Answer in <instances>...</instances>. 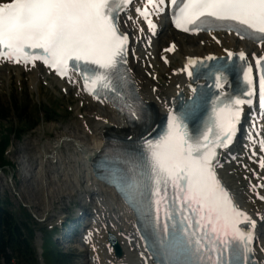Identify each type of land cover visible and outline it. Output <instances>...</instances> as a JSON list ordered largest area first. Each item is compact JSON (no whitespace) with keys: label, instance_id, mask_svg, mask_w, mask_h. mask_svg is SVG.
<instances>
[{"label":"snow or ice","instance_id":"1","mask_svg":"<svg viewBox=\"0 0 264 264\" xmlns=\"http://www.w3.org/2000/svg\"><path fill=\"white\" fill-rule=\"evenodd\" d=\"M165 2L147 0L151 8L135 9L150 31L156 27L151 16L165 13ZM171 4L172 23L184 31H199L207 23L209 30L213 25L227 26L229 31L235 28L237 35L247 33L264 42V0H171ZM129 6L130 0H0V60L25 66L39 60L60 76L68 74L70 65L83 68L84 87L92 95L99 99L100 87L117 92L129 39L120 13ZM244 55L239 53L241 59ZM197 63L189 59L185 67ZM204 67V78L215 77V87L220 89L213 94L212 118L204 130L190 133L185 123L204 100L202 89L190 83L192 92L199 94L185 101L179 112L168 113L167 129L156 139L145 138L143 152L126 153L130 175L112 178L143 217L144 238L160 264H245L254 239L251 232L242 231L241 221L253 226L255 221L235 205L215 171L217 148L231 143L241 105L252 101L225 94L227 64ZM242 71L250 97L251 68ZM188 75L193 72L188 70ZM259 98L264 107V74ZM127 109L145 132L159 119L154 113L144 119L146 109L135 104ZM260 166L264 168V160Z\"/></svg>","mask_w":264,"mask_h":264},{"label":"rangeland","instance_id":"2","mask_svg":"<svg viewBox=\"0 0 264 264\" xmlns=\"http://www.w3.org/2000/svg\"><path fill=\"white\" fill-rule=\"evenodd\" d=\"M194 44L196 45V42ZM22 82L15 74L11 77L0 76V103L7 106L8 110L11 105L14 106V100H17L19 105H27L29 110L22 120L28 115L33 122L38 121L37 116L42 114L36 112L38 107L36 104L40 106L51 104L56 98L60 100L58 107H65L67 102L71 101V98L59 97L48 88L34 87L31 83L24 85ZM37 92L42 95H38ZM3 109L5 112L6 109L4 107ZM15 112L14 108L8 111L9 114L5 112L6 118L0 123V133H3V128L13 126L16 120L19 124L17 126L22 125L21 120H18L19 114ZM61 117L62 115L54 121L44 119L37 127L35 126L36 128L24 129L19 139L13 138L14 153L13 156L10 155V159L15 171L12 168H0V197L3 202H9L7 208L10 211L19 214L21 205H24L27 212L41 219L48 214L56 213L57 209L64 213L67 207L80 200L78 193L81 190L76 185L73 173L76 172L77 177L82 178L83 170L73 163V160L77 159L76 151L72 147L69 150L64 144L58 152L55 151L53 158L38 152L40 142L44 141L46 144V141L50 140L52 143L51 140L61 133L67 134L74 129L72 124L77 119L75 116L67 119ZM48 147L51 148L50 145ZM48 150L51 152L52 148ZM48 158L50 160H47ZM46 161L54 165L48 164L45 167Z\"/></svg>","mask_w":264,"mask_h":264},{"label":"bare ground","instance_id":"3","mask_svg":"<svg viewBox=\"0 0 264 264\" xmlns=\"http://www.w3.org/2000/svg\"><path fill=\"white\" fill-rule=\"evenodd\" d=\"M224 40V43L223 45L224 46H229V47H233L231 44H234L235 42H231L230 38L229 37H223L222 38ZM169 41H172L169 37L167 36H164V39L163 41L161 42L162 44L164 43H167ZM196 42V45L194 44ZM195 42L192 41V43L190 44H187V45H182V44H177L178 48H179V52H184V56L186 55H189V54H202L204 53V51L206 50H211V48H221V47H224V46H215L213 45L208 39H199V40H195ZM201 42H203V44H201ZM193 44V45H192ZM160 45V42L157 43L156 45V48ZM241 47H247V48H250L249 46H246V45H243ZM137 50H138V55H139V58L142 60L144 59V56H141L140 53L141 50L138 49L137 47ZM178 52V53H179ZM181 54V53H179ZM153 55H155L153 53ZM176 54H174L173 56H175ZM171 56V55H169ZM183 56V57H184ZM183 57H181L183 59ZM181 59V60H182ZM155 65L156 67L152 70H149V72L152 74V75H159L160 77H163V74H166L168 73L166 71V69L164 67H162L159 63L155 62ZM154 65V66H155ZM138 70V68H137ZM171 75V84H172V87H175V86H182L184 88V86L186 87L187 89V85L185 82H183L182 80H180V78H182V76H178V75H175V74H169ZM145 81L150 84V81L145 79ZM57 82L59 84H62L59 80H57ZM171 87V88H172ZM144 89L146 90H149V87H145L144 86ZM177 88H172V89H168V96L169 97H173L175 96L176 92H177ZM79 97L82 99V94L78 93ZM144 95L146 96L147 99H149L150 101H154L157 103L158 105V109H159V112L160 113H165V110H164V105L160 103V101H157L156 100V97L154 96V94L150 91H145L144 90ZM95 107V106H93ZM91 112H89L88 114L90 115L91 113H96V115L100 118L103 119V122H96L95 121V124H93L91 126V128L89 129V131H91V135H87L86 133V128H87V125L86 127H84V129H81L80 132H81V135H84L86 137V141L88 142V144H85L84 140H82L80 137H75V138H70L69 136L67 135H62L61 137L59 138H56L55 141H53L52 143L50 142H47L46 144L43 143V142H40V146H39V154H42V155H47V156H52L54 151L56 150H59L61 148V146L65 143V142H68L69 141V144L75 148L76 150H82V151H87L85 153H89L90 152V155H97L101 150H102V146H103V141L102 139L104 138V135H105V130L107 129L106 127H109V128H123L124 127V123H122V120L111 110H109L108 108H105V109H102V108H92L90 107L89 109ZM109 110V111H108ZM80 127L82 128V124H80ZM63 138H65V140H61ZM84 144V145H81V144ZM48 145H50V147L52 148L51 152H49L48 149H51L48 147ZM91 148V149H90ZM90 149V150H89ZM93 151V152H92ZM83 173V172H82ZM73 177V176H72ZM74 178V177H73ZM72 178V179H73ZM100 185V184H99ZM123 210L122 209H119L118 213L121 215V217H119V219H121L124 223V221H126V224L129 222V220L131 219L130 217V214H128L127 210L122 206ZM118 227H120L121 225L118 224V223H115Z\"/></svg>","mask_w":264,"mask_h":264},{"label":"trees","instance_id":"4","mask_svg":"<svg viewBox=\"0 0 264 264\" xmlns=\"http://www.w3.org/2000/svg\"><path fill=\"white\" fill-rule=\"evenodd\" d=\"M17 111L20 112L21 119V114H24L22 108ZM5 112L0 103V123L6 118ZM4 130L5 135L0 140V166L8 164L4 159V151L11 143L12 137H18L22 129L8 127ZM30 237L29 228L20 224L0 200V260L4 258L8 264H13L15 260L17 264H32V260L28 258Z\"/></svg>","mask_w":264,"mask_h":264}]
</instances>
